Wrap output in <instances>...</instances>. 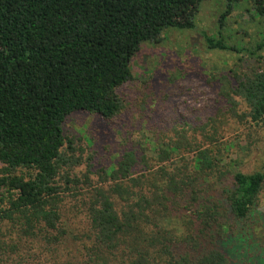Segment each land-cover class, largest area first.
I'll return each instance as SVG.
<instances>
[{
  "label": "trees",
  "instance_id": "16d2710c",
  "mask_svg": "<svg viewBox=\"0 0 264 264\" xmlns=\"http://www.w3.org/2000/svg\"><path fill=\"white\" fill-rule=\"evenodd\" d=\"M203 1L0 0V264H233L264 188L227 149L228 135L264 127V25L241 47L224 34L243 0L205 36L240 54L208 114L129 147L100 178L88 164V187L71 178L84 163L64 131L77 112L112 122L131 110L118 91L136 81L142 44L194 30ZM250 2L264 24V0Z\"/></svg>",
  "mask_w": 264,
  "mask_h": 264
},
{
  "label": "rangeland",
  "instance_id": "374dc122",
  "mask_svg": "<svg viewBox=\"0 0 264 264\" xmlns=\"http://www.w3.org/2000/svg\"><path fill=\"white\" fill-rule=\"evenodd\" d=\"M250 1L243 0L228 20L224 34L229 45L241 47V39L249 43L251 38L245 33L253 35L264 25L253 16L254 12H247L253 7ZM226 4L227 0H204L195 18L194 30L170 28L162 33L160 42L142 44L130 64L136 81L118 91L129 108L132 107L122 117L108 122L97 115L77 112L66 120L64 131L73 140L75 157L84 163L76 169L73 180L82 181L88 187L89 165L93 170L97 165L95 172L100 178L99 172L115 166L129 147L142 144L146 147L157 132L179 121H196L219 103L221 79L232 75L240 54L207 49L205 36H217L218 19ZM230 35H234L233 40ZM250 68L242 65L239 71L247 72ZM241 132L227 138L232 165L245 174L264 172V127L260 133L245 131L241 136ZM236 233L229 244L233 264H264V188L256 214L244 225V234Z\"/></svg>",
  "mask_w": 264,
  "mask_h": 264
}]
</instances>
